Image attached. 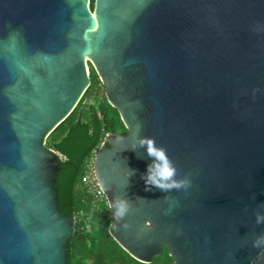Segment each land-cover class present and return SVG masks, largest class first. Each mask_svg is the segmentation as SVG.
I'll return each instance as SVG.
<instances>
[{"label":"water","instance_id":"obj_1","mask_svg":"<svg viewBox=\"0 0 264 264\" xmlns=\"http://www.w3.org/2000/svg\"><path fill=\"white\" fill-rule=\"evenodd\" d=\"M90 2L0 0V264H68L75 224L46 141L89 64L128 130L94 160L108 200L131 204L121 220L110 211L111 237L141 263L167 247L172 264H264V0ZM138 137L190 186L145 191Z\"/></svg>","mask_w":264,"mask_h":264},{"label":"trees","instance_id":"obj_2","mask_svg":"<svg viewBox=\"0 0 264 264\" xmlns=\"http://www.w3.org/2000/svg\"><path fill=\"white\" fill-rule=\"evenodd\" d=\"M94 1L90 2L91 10ZM89 77L90 86L76 108L46 141L47 148L61 156L59 171L54 177L58 209L75 224L66 245L67 263L143 264L132 258L111 237L110 210L106 208L105 201L94 202V197L82 182L105 139L128 132L117 109L108 103L103 84L90 64ZM172 263L167 247H163L162 254L150 262Z\"/></svg>","mask_w":264,"mask_h":264},{"label":"clouds","instance_id":"obj_3","mask_svg":"<svg viewBox=\"0 0 264 264\" xmlns=\"http://www.w3.org/2000/svg\"><path fill=\"white\" fill-rule=\"evenodd\" d=\"M131 148L133 150L146 148L147 157L152 158V162L147 165L146 173L141 176V179L145 182V191H151L154 186L160 191L167 193L172 189L190 186V181L187 178L177 179L178 171L175 162L167 155V150L164 147L157 146L155 138L138 137ZM138 158L142 157L138 156ZM129 170L130 176L135 174V170ZM97 189L99 196H105L107 189L102 181L97 184ZM105 205L117 220L123 219L131 210L129 200L120 196H114L111 201L105 197ZM262 220H264V216L258 215L257 223H260Z\"/></svg>","mask_w":264,"mask_h":264},{"label":"built area","instance_id":"obj_4","mask_svg":"<svg viewBox=\"0 0 264 264\" xmlns=\"http://www.w3.org/2000/svg\"><path fill=\"white\" fill-rule=\"evenodd\" d=\"M95 160V158H94ZM94 160L93 162L88 166V171L86 172L85 176L82 179L83 184L87 188V191L94 197V202H103L105 201V196H99L98 189H97V184L99 183L95 174L94 170ZM108 199V198H107ZM76 222V220H74ZM87 227L88 224H87Z\"/></svg>","mask_w":264,"mask_h":264},{"label":"flooded vegetation","instance_id":"obj_5","mask_svg":"<svg viewBox=\"0 0 264 264\" xmlns=\"http://www.w3.org/2000/svg\"><path fill=\"white\" fill-rule=\"evenodd\" d=\"M143 264H150V263H143Z\"/></svg>","mask_w":264,"mask_h":264}]
</instances>
